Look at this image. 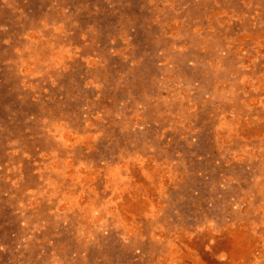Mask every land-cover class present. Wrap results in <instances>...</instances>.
<instances>
[{
	"label": "rangeland",
	"instance_id": "rangeland-1",
	"mask_svg": "<svg viewBox=\"0 0 264 264\" xmlns=\"http://www.w3.org/2000/svg\"><path fill=\"white\" fill-rule=\"evenodd\" d=\"M0 264H264V0H0Z\"/></svg>",
	"mask_w": 264,
	"mask_h": 264
}]
</instances>
